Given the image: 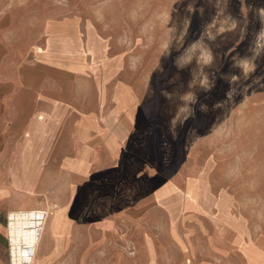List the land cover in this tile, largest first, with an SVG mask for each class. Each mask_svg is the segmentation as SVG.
Masks as SVG:
<instances>
[{"label": "crops", "instance_id": "obj_1", "mask_svg": "<svg viewBox=\"0 0 264 264\" xmlns=\"http://www.w3.org/2000/svg\"><path fill=\"white\" fill-rule=\"evenodd\" d=\"M150 55L136 60L77 18L48 20L37 38H24L0 14V264H10L8 214L39 208L49 217L35 264H232L241 253L237 231L219 213L183 217L179 190L166 191L171 181L185 188L181 175L153 191L154 206L144 196L116 210L80 209L102 203L89 189L113 182L117 189ZM249 229L264 253L261 233ZM186 230L192 239L211 238L212 254L199 246L190 257Z\"/></svg>", "mask_w": 264, "mask_h": 264}, {"label": "rangeland", "instance_id": "obj_2", "mask_svg": "<svg viewBox=\"0 0 264 264\" xmlns=\"http://www.w3.org/2000/svg\"><path fill=\"white\" fill-rule=\"evenodd\" d=\"M0 14L24 38H37L48 20L77 18L140 62L151 52L117 189L116 182L89 189L102 203L81 210H116L144 196L154 206L153 191L181 175L185 188L171 181L166 191L179 190L183 217L219 213L237 231L241 253L232 264H264L249 229L264 243V0H0ZM185 238L190 257L199 246L212 254L204 233L192 239L186 230Z\"/></svg>", "mask_w": 264, "mask_h": 264}, {"label": "built area", "instance_id": "obj_3", "mask_svg": "<svg viewBox=\"0 0 264 264\" xmlns=\"http://www.w3.org/2000/svg\"><path fill=\"white\" fill-rule=\"evenodd\" d=\"M48 217L49 210L42 208L8 214L10 264H34Z\"/></svg>", "mask_w": 264, "mask_h": 264}, {"label": "bare ground", "instance_id": "obj_4", "mask_svg": "<svg viewBox=\"0 0 264 264\" xmlns=\"http://www.w3.org/2000/svg\"><path fill=\"white\" fill-rule=\"evenodd\" d=\"M36 255H37V253H36ZM35 260H36V256H35V258H34V264H35Z\"/></svg>", "mask_w": 264, "mask_h": 264}]
</instances>
